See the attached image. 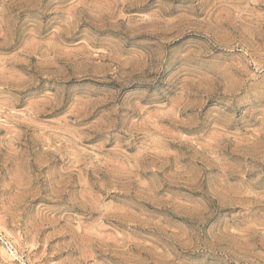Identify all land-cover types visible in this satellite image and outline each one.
I'll list each match as a JSON object with an SVG mask.
<instances>
[{
  "label": "rangeland",
  "instance_id": "374dc122",
  "mask_svg": "<svg viewBox=\"0 0 264 264\" xmlns=\"http://www.w3.org/2000/svg\"><path fill=\"white\" fill-rule=\"evenodd\" d=\"M0 264H264V0H0Z\"/></svg>",
  "mask_w": 264,
  "mask_h": 264
}]
</instances>
